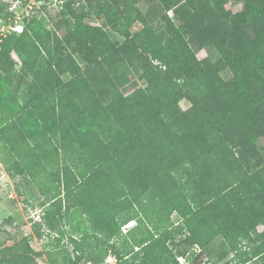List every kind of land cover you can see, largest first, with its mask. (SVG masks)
Wrapping results in <instances>:
<instances>
[{
  "label": "trees",
  "instance_id": "16d2710c",
  "mask_svg": "<svg viewBox=\"0 0 264 264\" xmlns=\"http://www.w3.org/2000/svg\"><path fill=\"white\" fill-rule=\"evenodd\" d=\"M9 1L0 20L16 21ZM57 15L0 30V163L43 197L46 228L69 225L94 264L134 247L179 264L217 238L220 264H264V0H63ZM59 241L49 263L77 264ZM17 246L5 261L32 264Z\"/></svg>",
  "mask_w": 264,
  "mask_h": 264
},
{
  "label": "rangeland",
  "instance_id": "374dc122",
  "mask_svg": "<svg viewBox=\"0 0 264 264\" xmlns=\"http://www.w3.org/2000/svg\"><path fill=\"white\" fill-rule=\"evenodd\" d=\"M24 1L26 2L23 3ZM62 1L50 0L49 2H36V0H10L9 10L15 12L16 21H12L11 19H7L6 21L0 20V30L3 33H8L12 30L20 31L22 28V14L27 15L34 8L40 10V13L48 20L49 26H51L52 22L58 16V9ZM239 6L230 1L227 3L226 9L228 11H230L229 9L235 10ZM139 7L142 11H145L147 3L141 2ZM169 14L172 16V11H169ZM94 23L96 25L101 24L100 20H95ZM138 26L137 24L134 25L135 28ZM197 56L200 59L208 58L213 61L217 58L218 54L213 48H206L199 50ZM180 104L182 108L188 106L186 100H182ZM258 144L264 147V137L258 138ZM16 184L19 186V191L16 190ZM42 198L36 188L32 187L31 184H25L20 177H10L9 173L6 172L4 166L0 163V264H8L5 259L11 254V252H2L4 248L13 247L11 251L14 252V247H18L17 245L24 246L26 242L34 250V253L30 252V257L32 258L30 263L50 264L47 250H50L49 244L55 237L60 238L58 249H65V252L72 259L76 260L77 264H94L91 259L86 257L84 252L74 251V242L71 239L78 240L79 236L73 233L69 225L64 223L60 224L63 235L49 231L46 228L42 222L43 209L39 206ZM134 225L135 222L131 221L130 225L123 226H125L126 231L129 229L128 227ZM35 228L39 230L40 237L34 233ZM209 249L210 251L196 250L195 255L189 256L187 259H182L179 264H220L231 257V253L225 255L227 247L221 238L213 241ZM133 250L124 257L121 264H128L129 262L132 264H140L142 262L140 257L133 256L136 253L137 247H134ZM77 255L81 256L78 260L76 258ZM125 260L127 262H124ZM118 262L117 256L109 251L108 255L100 264H118Z\"/></svg>",
  "mask_w": 264,
  "mask_h": 264
},
{
  "label": "built area",
  "instance_id": "2783aa9c",
  "mask_svg": "<svg viewBox=\"0 0 264 264\" xmlns=\"http://www.w3.org/2000/svg\"><path fill=\"white\" fill-rule=\"evenodd\" d=\"M130 223H131V221L128 222V223H126L125 226H126V225H130ZM125 226H122V227H121V229H122L123 232L125 231ZM182 259H185V258H183V257H178V260H179L180 263H181Z\"/></svg>",
  "mask_w": 264,
  "mask_h": 264
}]
</instances>
